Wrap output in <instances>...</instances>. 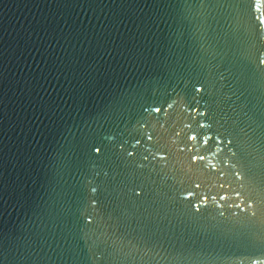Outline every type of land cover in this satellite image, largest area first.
I'll list each match as a JSON object with an SVG mask.
<instances>
[{
    "label": "water",
    "instance_id": "water-1",
    "mask_svg": "<svg viewBox=\"0 0 264 264\" xmlns=\"http://www.w3.org/2000/svg\"><path fill=\"white\" fill-rule=\"evenodd\" d=\"M259 19L263 0H0V264H261Z\"/></svg>",
    "mask_w": 264,
    "mask_h": 264
},
{
    "label": "snow or ice",
    "instance_id": "snow-or-ice-1",
    "mask_svg": "<svg viewBox=\"0 0 264 264\" xmlns=\"http://www.w3.org/2000/svg\"><path fill=\"white\" fill-rule=\"evenodd\" d=\"M259 24L260 25H264V19H259ZM259 64L264 65V52H261L259 54ZM196 91L197 92H200V91H202V89L200 87H197L196 88ZM155 111L158 112V111H160V109H155ZM200 114L203 115V113H200ZM201 126H203V124ZM211 138H212L211 136H206L203 139V143L206 145ZM191 139L192 140H196L197 137L196 136H192ZM220 143H221V141L219 140V138H217V145H218L217 147H218V149H219V144ZM228 143H231V141H228ZM95 151L96 152H99V149L97 148V149H95ZM197 159L200 160V161H204L205 160V157H204V155H193L192 156V160L193 161H196ZM212 167L214 168L215 166L213 165ZM197 187H198V185H197ZM192 195L193 194L191 192H189V193H187L186 198H190ZM239 195L240 194L237 193V196H239ZM206 199H207V197H204V200H206ZM220 199H224V197L221 196ZM249 207H251V204H249ZM197 210H199L198 207H197ZM221 215H223V213H221ZM252 264H257V261L256 260H253ZM261 264H264V261H262Z\"/></svg>",
    "mask_w": 264,
    "mask_h": 264
},
{
    "label": "bare ground",
    "instance_id": "bare-ground-1",
    "mask_svg": "<svg viewBox=\"0 0 264 264\" xmlns=\"http://www.w3.org/2000/svg\"><path fill=\"white\" fill-rule=\"evenodd\" d=\"M263 10H264V2H263Z\"/></svg>",
    "mask_w": 264,
    "mask_h": 264
},
{
    "label": "rangeland",
    "instance_id": "rangeland-1",
    "mask_svg": "<svg viewBox=\"0 0 264 264\" xmlns=\"http://www.w3.org/2000/svg\"><path fill=\"white\" fill-rule=\"evenodd\" d=\"M263 2H264V0H263Z\"/></svg>",
    "mask_w": 264,
    "mask_h": 264
}]
</instances>
